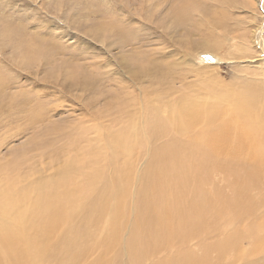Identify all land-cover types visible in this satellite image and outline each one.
I'll use <instances>...</instances> for the list:
<instances>
[{
  "label": "bare ground",
  "instance_id": "obj_1",
  "mask_svg": "<svg viewBox=\"0 0 264 264\" xmlns=\"http://www.w3.org/2000/svg\"><path fill=\"white\" fill-rule=\"evenodd\" d=\"M187 17H179L180 25ZM261 83L210 89L212 106L189 94L147 91V106L154 101V107L141 128L136 121L132 128L117 119L107 128L93 121L78 126V136L61 147L66 158L52 152V142L44 144L45 164L22 154L0 163V264H79L78 254L90 250H99L90 264H122V243L126 264L158 258L153 264H264V257L253 259L264 253V212L248 228L234 230L237 219L264 209ZM138 113L128 121L140 120ZM98 139L100 147L93 144ZM141 151L151 158L139 175L129 157L137 161ZM215 170L228 178L230 194L210 188ZM244 239L248 248L238 246Z\"/></svg>",
  "mask_w": 264,
  "mask_h": 264
},
{
  "label": "rangeland",
  "instance_id": "obj_2",
  "mask_svg": "<svg viewBox=\"0 0 264 264\" xmlns=\"http://www.w3.org/2000/svg\"><path fill=\"white\" fill-rule=\"evenodd\" d=\"M181 16L189 23L180 25ZM250 82L264 85V0H0V163L22 154L45 164L44 146L52 142V152L66 158L61 147L93 121L105 128L111 120L131 128L136 121L141 128L156 92L189 94L212 106L210 89ZM135 112L140 120L128 121ZM145 145L151 147L148 139ZM135 157L129 159L142 175L151 154ZM217 171L210 188L230 194L228 178ZM263 212L237 219L234 230L248 228ZM250 245L247 239L238 244ZM98 252L79 253V264H90ZM120 252L126 264L123 243Z\"/></svg>",
  "mask_w": 264,
  "mask_h": 264
}]
</instances>
